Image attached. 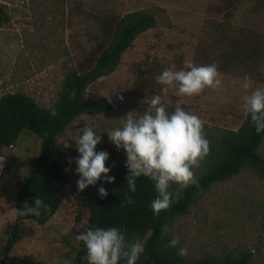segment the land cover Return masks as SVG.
Returning <instances> with one entry per match:
<instances>
[{
  "label": "rangeland",
  "instance_id": "374dc122",
  "mask_svg": "<svg viewBox=\"0 0 264 264\" xmlns=\"http://www.w3.org/2000/svg\"><path fill=\"white\" fill-rule=\"evenodd\" d=\"M220 2L0 0V10L8 17L0 22V96L21 91L42 106H50L57 100L66 72L91 48L104 14L123 15L144 9L156 18L155 24L125 50L115 70L87 87L88 98L102 100L111 109L79 115L59 136L63 162L69 169L66 196L45 224L24 220L23 236L8 253L5 264H72L81 245L76 235L87 228L85 200L105 182L98 180L83 190L77 188L75 157L79 153L71 137L85 125L101 135L96 149L109 153L105 166L110 171L125 164L126 156L104 130L122 127L129 111L134 117L142 115L154 95L161 96L169 111L180 104L204 120L210 148L212 136L240 126L245 117L241 109L243 96L256 87H264V60L252 72L218 70L221 86L206 87L193 96L178 95L175 87L155 80L157 74L173 64L177 69L187 68L189 62L197 64L198 45L204 39L211 40L216 25L223 19H228L234 29L246 26L264 35V4L258 7L252 0H246L228 18L218 11ZM245 74L249 77L247 89L243 87ZM165 87L166 92L162 91ZM105 94L111 96V102ZM65 140L70 147H64ZM39 143L35 134L22 130L14 145L0 150V259L7 225L15 220L16 192L34 164ZM259 153L264 158V138ZM210 154L211 151L193 167L196 178L206 171ZM169 191L177 197L182 189L172 182ZM164 233L169 240L179 237L177 248L179 252L187 248V254H182L187 260L250 251L249 264H264V176L245 168L202 189L186 213L165 225Z\"/></svg>",
  "mask_w": 264,
  "mask_h": 264
},
{
  "label": "trees",
  "instance_id": "16d2710c",
  "mask_svg": "<svg viewBox=\"0 0 264 264\" xmlns=\"http://www.w3.org/2000/svg\"><path fill=\"white\" fill-rule=\"evenodd\" d=\"M246 0H221L218 11L231 18L233 10ZM255 6L264 0H252ZM255 8V7H254ZM8 17L0 10V22ZM228 19L215 27L211 40H202L197 47V64L217 63L225 72H252L264 60V35L255 28H233ZM156 22L153 13L144 9L129 11L123 15L104 14L98 24V32L91 48L70 68L60 86L58 98L50 106L40 105L32 96L21 91L7 92L0 96V150L14 145L22 130L35 134L39 150L25 181L16 192L15 220L7 225V237L2 247L0 264L13 246L23 236V222L30 219L38 225L45 224L59 208L66 196L69 170L63 162V148L58 142L66 127L79 115L96 114L111 109V105L86 96L87 87L102 76L115 70L120 59L134 39ZM52 109L56 115L51 114ZM264 132L257 133L246 115L237 129H227L212 136L211 162L196 180L198 183L183 188L170 207L154 215L149 207L157 196L154 182L145 176L136 179V191L127 188L125 164L109 173L113 182L105 180L103 186L108 195L101 198L98 186L85 200L86 227H117L124 231L128 243L141 242L144 251L136 264H249L251 252L223 253L187 260L177 245H169L164 227L175 217L186 213L197 194L211 184L230 178L245 168L264 176V158L259 146ZM39 197L49 208H41L39 217L21 216L17 209L25 202L33 203ZM131 197L132 203H128ZM78 221L80 215L76 216ZM72 264H87L86 248L81 245L75 252Z\"/></svg>",
  "mask_w": 264,
  "mask_h": 264
},
{
  "label": "clouds",
  "instance_id": "9594fccd",
  "mask_svg": "<svg viewBox=\"0 0 264 264\" xmlns=\"http://www.w3.org/2000/svg\"><path fill=\"white\" fill-rule=\"evenodd\" d=\"M155 80L159 84L175 87L177 94L182 96L198 95L206 87L217 89L222 84L215 62H189L187 68L180 69L173 64L157 74ZM248 81L249 77L245 74V89L249 88ZM167 90V87L162 89L164 92ZM104 96L111 102V96ZM147 103L149 106L142 115L134 117L129 111L122 127L104 131L116 148H122L125 152L128 190L136 191V179L140 176L154 182L157 196L149 207L154 215H159L176 198L169 191L170 183H177L181 189L198 183L192 169L209 153L210 147L204 131L205 121L196 113L186 111L180 104L169 111V105L162 102L160 95H154ZM241 109L254 124L255 131L264 132V87H256L250 94H245ZM51 114L55 116L56 110L52 109ZM71 139L75 141L79 153L75 157L78 190L95 185L98 180L113 182L115 177L107 175L110 167L105 166L109 153L96 149L101 135L93 127L85 125ZM63 144L66 148L71 146L67 140ZM71 160L69 158L70 163ZM68 170L65 168V171ZM98 194L101 198L108 195L103 186L98 187ZM128 203H132L131 197H128ZM42 207L47 209L50 205L36 197L33 203L25 202L18 208L17 214L39 217ZM76 239L84 243L87 264H136L144 251L141 242L128 243L124 231L117 227L90 226L79 232ZM178 243L179 237L174 236L169 240L172 247ZM180 253L187 254V248H181Z\"/></svg>",
  "mask_w": 264,
  "mask_h": 264
}]
</instances>
